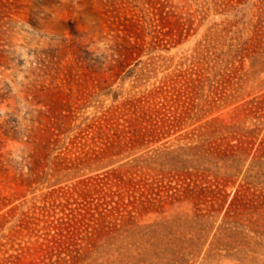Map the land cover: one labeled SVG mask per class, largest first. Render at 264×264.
Segmentation results:
<instances>
[{"label":"rangeland","instance_id":"rangeland-1","mask_svg":"<svg viewBox=\"0 0 264 264\" xmlns=\"http://www.w3.org/2000/svg\"><path fill=\"white\" fill-rule=\"evenodd\" d=\"M165 97L173 119L189 108L168 140L107 165H58L97 151L106 127ZM0 109V264H264V0H0ZM216 117L231 147L244 142L196 183L214 189L219 179L222 209L180 195L194 187L192 164L133 168L186 143L177 137L206 139ZM115 174L122 180L98 184ZM241 185L259 210L227 216ZM76 214L114 233L95 241L82 229L70 249L52 248L44 226Z\"/></svg>","mask_w":264,"mask_h":264},{"label":"trees","instance_id":"trees-1","mask_svg":"<svg viewBox=\"0 0 264 264\" xmlns=\"http://www.w3.org/2000/svg\"><path fill=\"white\" fill-rule=\"evenodd\" d=\"M132 48H136L133 46ZM189 87H186L184 91H181L178 95V98L185 97L188 93ZM160 94V93H159ZM172 99L167 97L164 98L163 102L154 103V106L149 109H143L140 111L136 110L135 117L126 122L128 125L120 124V127L112 128L106 127L107 133L100 137L101 144L97 151L84 152L82 158L76 157L75 159L66 160L64 158L58 165L62 166L65 162L67 163V169H73L80 164V162L94 161L97 163H105L106 165L112 162L113 157L120 156L127 151L134 152L139 149L147 148L149 146L161 143L165 140H168L172 137V131L176 132L177 128L180 127V124L183 122V115L187 113L189 108L182 111L180 118H171L168 116L170 113H173L171 108L173 107L170 102ZM180 102V100H178ZM252 104V103H251ZM254 106L255 105H251ZM260 107V103L257 104ZM181 108L183 106H180ZM258 108V107H255ZM137 109V108H136ZM251 111V109H249ZM106 124H109V121H106ZM203 128L210 130L211 135L206 139H202L201 135L196 133L186 134L175 138L176 141L186 142L183 146H179L177 149H163L158 150L153 156H149L146 159H139L138 165H135L133 168L147 169L151 171H156L161 173L162 170L168 163H174L179 165L181 171L188 170V164H192L190 173H186L187 178L194 183V187L191 188V185L188 184L186 187L182 186L178 192H181V196L188 197H206L211 200L220 201V209H222L224 202L226 201V196L224 194V189L219 188L221 183L216 180V186L214 189L202 188L198 184V181L205 180V173L210 174L211 168L217 167L220 163H225L228 158L230 150L236 148L237 151H240L243 147V139L238 138V144L235 147H231L226 138L223 137V134L229 130L228 123L226 119L216 117L208 121ZM176 130V131H175ZM221 136L214 140L215 135ZM189 141V143H187ZM166 143V142H165ZM164 143V144H165ZM186 155L189 157L188 160H181L180 156ZM208 166L209 168H206ZM62 169V168H61ZM158 175V174H157ZM122 176L119 174L103 176L98 179V184H104L113 179L121 181ZM223 182H228L227 178L222 179ZM157 182H162L158 180ZM130 183L137 184L130 180ZM147 185V184H146ZM76 189L74 190V192ZM162 190L155 192V188L151 189V194H155L160 197ZM177 192V193H178ZM249 188L241 185L233 195V198L226 210L227 216H232L238 218L246 215L251 210L253 213L258 212L259 207L255 204L254 200L249 199ZM176 193V192H175ZM88 195V194H82ZM175 195V194H174ZM252 203L250 206L249 204ZM94 216L88 217V215L76 214L72 217L66 216L61 217L55 222H51L44 226L45 230L54 231V236L52 240H48V243H51L52 248H68L70 249L75 245V241L78 239V236L81 235L84 231H87L91 228L94 229L92 236L88 239H92L95 236V241L110 236L114 232L109 227L105 225L98 226L94 228L93 222L96 220ZM105 226V227H104ZM84 229V231L81 230ZM159 242H154V246L158 248V244L163 243L162 240H157ZM158 243V244H157ZM93 245L84 249L82 252H77L76 255L72 257L73 263H77L79 260L84 259L87 254L92 250ZM179 251V250H175ZM64 263L68 264L69 261L64 260Z\"/></svg>","mask_w":264,"mask_h":264},{"label":"clouds","instance_id":"clouds-1","mask_svg":"<svg viewBox=\"0 0 264 264\" xmlns=\"http://www.w3.org/2000/svg\"><path fill=\"white\" fill-rule=\"evenodd\" d=\"M25 28H26L28 31H30V32H36V31L33 30V29L31 28V26L28 25L26 22H25ZM25 52H26V50H21V51H19L18 56H19L20 58H22V59H25ZM7 113H8V111H6L5 109H0V120L7 119ZM22 115H23L22 112H21L20 115H17L18 118H19V121H21V116H22ZM19 130H20V132L23 131V125H22V123H20V128H19Z\"/></svg>","mask_w":264,"mask_h":264}]
</instances>
